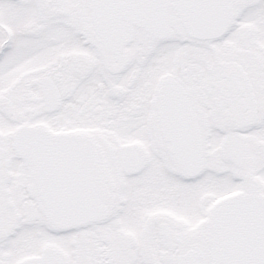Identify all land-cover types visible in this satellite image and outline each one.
<instances>
[{"label": "snow or ice", "instance_id": "snow-or-ice-1", "mask_svg": "<svg viewBox=\"0 0 264 264\" xmlns=\"http://www.w3.org/2000/svg\"><path fill=\"white\" fill-rule=\"evenodd\" d=\"M0 264H264V0H0Z\"/></svg>", "mask_w": 264, "mask_h": 264}]
</instances>
